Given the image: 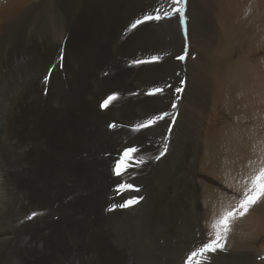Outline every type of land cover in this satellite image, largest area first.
Here are the masks:
<instances>
[{
	"label": "bare ground",
	"instance_id": "obj_1",
	"mask_svg": "<svg viewBox=\"0 0 264 264\" xmlns=\"http://www.w3.org/2000/svg\"><path fill=\"white\" fill-rule=\"evenodd\" d=\"M222 2L204 85L171 63L186 44L178 13L127 31L171 0H0V264H185L213 238L264 167V0ZM125 148L143 163L117 177ZM201 264H264V198Z\"/></svg>",
	"mask_w": 264,
	"mask_h": 264
},
{
	"label": "snow or ice",
	"instance_id": "obj_2",
	"mask_svg": "<svg viewBox=\"0 0 264 264\" xmlns=\"http://www.w3.org/2000/svg\"><path fill=\"white\" fill-rule=\"evenodd\" d=\"M171 3L176 5L174 8H169L168 10H162L161 8L155 9V14H145L142 18L135 20L127 29L131 31L135 29L138 25L144 23L148 20H161L164 18H169L172 15L178 13L180 16V23L183 25L185 23L184 17V0H171ZM184 57H178V59H183ZM152 60L158 59L157 57H152ZM142 61H137L141 63ZM47 80V77L45 78ZM177 92L180 91L179 88L176 89ZM162 93V90L157 88L153 89L149 94ZM116 99V96H109L102 104L101 107H107L111 101ZM175 108V104H173ZM168 113H162L151 117L149 120L144 121L142 124H138L133 131H138L141 128H147L154 125L157 121L163 120ZM110 127H115V125H110ZM167 145L165 144V150ZM138 151L137 148H125L122 154L115 160L112 165L111 172L113 175L120 177L122 176L129 167L135 162L136 166H139L140 163H143V160L136 161L135 153ZM161 156L164 155L162 151ZM156 159H160L159 156ZM132 188L130 184H121L117 182V190H129ZM138 191V189H136ZM264 198V167L259 168L258 171L254 172L250 177L245 178V186L243 189L242 196L240 197L238 203L225 211L210 224L211 231L209 236L213 237L209 239L206 243H203L201 246L195 248L192 252L188 254L185 264H201L202 260L207 259V253L216 252L217 249L224 250V242L226 240L227 234L230 231V225L232 221L237 216H244L249 208L255 205L260 199ZM126 207L128 202L120 205H113V207ZM111 210V209H110ZM35 215V213H33Z\"/></svg>",
	"mask_w": 264,
	"mask_h": 264
},
{
	"label": "rangeland",
	"instance_id": "obj_3",
	"mask_svg": "<svg viewBox=\"0 0 264 264\" xmlns=\"http://www.w3.org/2000/svg\"><path fill=\"white\" fill-rule=\"evenodd\" d=\"M222 9H223L222 0H184L185 23L183 25H181L180 23V27H181V33L182 32L184 33V35L182 33V36L183 38L185 37L186 44L183 53L184 55L182 54L184 60L183 59L181 60H183L182 63L184 62L183 63L184 69L188 70V74L190 71L189 75L192 76L193 80H196V77H198L199 79V76L205 79L204 85L206 79L207 81L210 80V79L208 80V78H211L209 77L211 76L210 74L213 73V71L218 67L219 62H221L219 49L222 43V31L224 27L227 26L228 24L226 23V20H224L225 19L224 9L223 10ZM219 40L221 41L219 42ZM139 57L140 58L142 57V59L140 60H148L151 59L152 57H157L159 60L156 59V61L158 63H161L166 56L163 55V53L161 51H158L157 49L150 56L149 54H146L145 48H140L138 59ZM187 57L188 59H186ZM170 58L172 60L171 63L172 64L174 63L173 65L175 67L176 62L178 63V57L176 58V56L172 54ZM190 59L192 60L190 61ZM187 65L188 67H186ZM190 65L192 66V69L190 67L191 70L189 69ZM191 72L193 73L191 74ZM174 73L176 75L177 70H174ZM197 73L198 75L195 76ZM193 82L194 81H192L191 83L193 84ZM196 85L197 84H193V86L190 85L191 92H195V90L200 91L199 89L200 85L199 86ZM206 93L208 95V98L210 99L212 91L209 90ZM20 116L22 117V118L20 117L21 120H18L16 124H13L14 126L13 128L18 129L21 126H23V124H25V120H23V116L21 113ZM18 123L21 125H19Z\"/></svg>",
	"mask_w": 264,
	"mask_h": 264
}]
</instances>
